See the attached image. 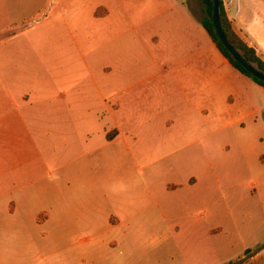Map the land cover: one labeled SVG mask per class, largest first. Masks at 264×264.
<instances>
[{"label":"crops","instance_id":"1","mask_svg":"<svg viewBox=\"0 0 264 264\" xmlns=\"http://www.w3.org/2000/svg\"><path fill=\"white\" fill-rule=\"evenodd\" d=\"M198 1L129 0L112 37L96 42L93 62L87 35L66 38L65 66L80 82L61 94L50 86L26 89L10 67V41L0 37V264L54 261L84 246L77 235L131 230L136 197L130 187L121 196L113 148L126 135L142 129L179 140L234 128L264 140V88L211 42ZM222 2L233 32L264 61V0ZM83 75L97 79L88 84ZM104 108L109 122L94 127L91 136L98 138L81 155L96 157L69 170L60 161L69 152L67 134L74 124L104 121ZM55 133L65 148L57 149Z\"/></svg>","mask_w":264,"mask_h":264},{"label":"rangeland","instance_id":"2","mask_svg":"<svg viewBox=\"0 0 264 264\" xmlns=\"http://www.w3.org/2000/svg\"><path fill=\"white\" fill-rule=\"evenodd\" d=\"M198 2L204 20L206 12ZM128 4L129 0H0V37L10 41V67L26 89L50 86L65 93L66 86L80 82V76L65 66L64 47L70 40L66 38L87 35L93 62L96 42L112 37L113 21ZM100 8L107 10L105 17L99 16ZM93 79L97 75H87L86 80L82 76L88 84ZM102 113L104 121L74 124L77 129L67 134L69 152L60 161L70 163L69 170L96 157L81 155L98 138L91 136L94 127L107 126L105 108ZM226 130L179 140L150 137L142 129L126 135L113 148L118 152L121 196L130 187L136 197L134 226L106 229L97 237L77 235L84 246L39 264H264V140L258 133ZM59 135L52 134L58 150L65 148Z\"/></svg>","mask_w":264,"mask_h":264},{"label":"trees","instance_id":"3","mask_svg":"<svg viewBox=\"0 0 264 264\" xmlns=\"http://www.w3.org/2000/svg\"><path fill=\"white\" fill-rule=\"evenodd\" d=\"M204 6V10L206 12V18L202 20L201 25L206 34L208 35L211 42L216 46L218 51L223 55V57L229 62V64L239 71L244 76L249 77L252 79L256 84L260 85L264 88V83L252 77L249 73H247L235 60L234 58L228 53V51L223 47L222 43L220 42L218 35L215 31L212 19H211V12L213 8V1L212 0H200ZM219 2V19L220 24L223 30V33L228 40L229 44L239 52V54L243 57V59L251 64L256 70L264 74V61H262L257 55L256 52L249 48L243 41H241L236 34L233 32L231 28V24L226 16L224 5L222 0H218ZM109 139V137H108ZM250 250H246L245 252H249Z\"/></svg>","mask_w":264,"mask_h":264},{"label":"water","instance_id":"4","mask_svg":"<svg viewBox=\"0 0 264 264\" xmlns=\"http://www.w3.org/2000/svg\"><path fill=\"white\" fill-rule=\"evenodd\" d=\"M213 1V8L211 12V19L215 28V31L218 35L220 42L223 47L228 51V53L234 58V60L252 77L264 83V74L256 70L251 64L247 63L243 57L236 51L226 39L219 19V2L218 0Z\"/></svg>","mask_w":264,"mask_h":264}]
</instances>
